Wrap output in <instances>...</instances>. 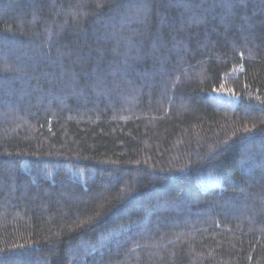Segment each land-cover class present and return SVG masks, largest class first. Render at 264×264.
<instances>
[{"label":"trees","instance_id":"1","mask_svg":"<svg viewBox=\"0 0 264 264\" xmlns=\"http://www.w3.org/2000/svg\"><path fill=\"white\" fill-rule=\"evenodd\" d=\"M0 264H264V0H0Z\"/></svg>","mask_w":264,"mask_h":264}]
</instances>
